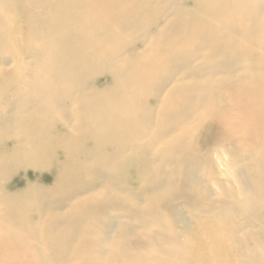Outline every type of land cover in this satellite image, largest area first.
<instances>
[{
    "label": "bare ground",
    "instance_id": "obj_1",
    "mask_svg": "<svg viewBox=\"0 0 264 264\" xmlns=\"http://www.w3.org/2000/svg\"><path fill=\"white\" fill-rule=\"evenodd\" d=\"M0 264H264V0H0Z\"/></svg>",
    "mask_w": 264,
    "mask_h": 264
}]
</instances>
